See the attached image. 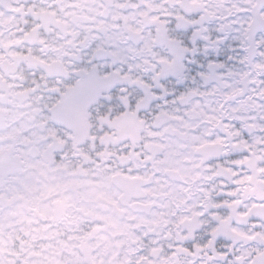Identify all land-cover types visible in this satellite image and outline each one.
I'll return each mask as SVG.
<instances>
[{
  "label": "snow or ice",
  "instance_id": "snow-or-ice-1",
  "mask_svg": "<svg viewBox=\"0 0 264 264\" xmlns=\"http://www.w3.org/2000/svg\"><path fill=\"white\" fill-rule=\"evenodd\" d=\"M0 264H264V0H0Z\"/></svg>",
  "mask_w": 264,
  "mask_h": 264
}]
</instances>
